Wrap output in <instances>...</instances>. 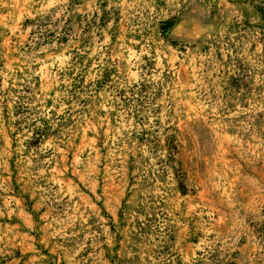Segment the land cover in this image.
Masks as SVG:
<instances>
[{
	"label": "rangeland",
	"instance_id": "1",
	"mask_svg": "<svg viewBox=\"0 0 264 264\" xmlns=\"http://www.w3.org/2000/svg\"><path fill=\"white\" fill-rule=\"evenodd\" d=\"M0 264H264V0H0Z\"/></svg>",
	"mask_w": 264,
	"mask_h": 264
}]
</instances>
